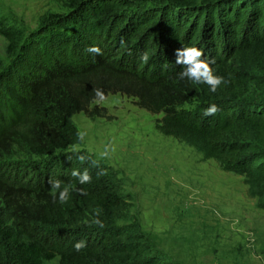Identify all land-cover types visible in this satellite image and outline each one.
I'll list each match as a JSON object with an SVG mask.
<instances>
[{"label":"trees","instance_id":"obj_1","mask_svg":"<svg viewBox=\"0 0 264 264\" xmlns=\"http://www.w3.org/2000/svg\"><path fill=\"white\" fill-rule=\"evenodd\" d=\"M65 6L43 14L29 32L0 14L7 58H0V160L82 144L73 115H91L96 89L104 96L126 91L137 106L161 114V133L244 174L264 210V0H66ZM183 46L203 49L202 58L227 83L212 92L181 79L176 50ZM213 103L219 110L205 116ZM66 159L63 172L46 169L41 182L0 170V264H47L55 256L59 264H176L132 217L117 169L86 152ZM74 169H88L91 182L80 184ZM57 179L73 189L65 203L58 193L53 198L50 181ZM78 241L85 243L79 251Z\"/></svg>","mask_w":264,"mask_h":264},{"label":"rangeland","instance_id":"obj_2","mask_svg":"<svg viewBox=\"0 0 264 264\" xmlns=\"http://www.w3.org/2000/svg\"><path fill=\"white\" fill-rule=\"evenodd\" d=\"M65 2L0 0V14L27 32L35 31L43 14L66 11ZM5 49L0 34L4 62ZM135 101L126 91L94 100L91 115L78 112L72 117L82 144L46 156L13 154L0 160V170L10 178L18 174L27 182H41V172H63L67 156L86 152L118 170L131 198L132 217L176 264H264V210L248 193L247 177L161 133L156 127L161 114ZM47 264H59V257Z\"/></svg>","mask_w":264,"mask_h":264},{"label":"clouds","instance_id":"obj_3","mask_svg":"<svg viewBox=\"0 0 264 264\" xmlns=\"http://www.w3.org/2000/svg\"><path fill=\"white\" fill-rule=\"evenodd\" d=\"M89 50L95 53H100L101 51L97 46H92ZM176 53V63L183 65V69L179 73L181 79L188 78L195 83L207 84L210 86V91L212 92H215L217 87L222 83H227L222 75L214 74L213 68L210 67L212 62L202 58L204 57L203 49L196 46H183L182 48L177 49ZM142 59L147 61V54L143 55ZM95 94L101 100L104 99V92L101 89H96ZM218 110V106L213 103L204 110V115H214ZM80 159L83 160L84 157L81 156ZM72 175L77 177L80 184H85L92 180V176L88 169H84L82 172L74 169ZM50 183L54 199L57 198V193L58 199L61 203H65L70 199V193L73 190L70 186L65 185L62 187L61 181L58 179L50 181ZM94 211L96 212L95 223L103 227V222L99 219V209H95ZM84 246V241H78L74 245L77 251Z\"/></svg>","mask_w":264,"mask_h":264}]
</instances>
